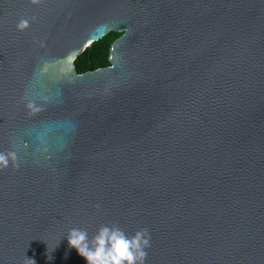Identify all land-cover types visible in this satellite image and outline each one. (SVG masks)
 <instances>
[{
	"label": "water",
	"instance_id": "water-1",
	"mask_svg": "<svg viewBox=\"0 0 264 264\" xmlns=\"http://www.w3.org/2000/svg\"><path fill=\"white\" fill-rule=\"evenodd\" d=\"M0 154V264H85L65 236L104 223L264 264V0H0Z\"/></svg>",
	"mask_w": 264,
	"mask_h": 264
},
{
	"label": "clouds",
	"instance_id": "clouds-1",
	"mask_svg": "<svg viewBox=\"0 0 264 264\" xmlns=\"http://www.w3.org/2000/svg\"><path fill=\"white\" fill-rule=\"evenodd\" d=\"M27 24L21 21L20 27ZM13 155L14 154H9ZM8 164L5 154H0V167ZM70 249H75L85 264H145L150 234L147 228L137 229L129 234L117 223H104L89 235L87 229L73 227L66 234ZM30 264H35L27 258ZM48 259H52L48 256Z\"/></svg>",
	"mask_w": 264,
	"mask_h": 264
},
{
	"label": "trees",
	"instance_id": "trees-1",
	"mask_svg": "<svg viewBox=\"0 0 264 264\" xmlns=\"http://www.w3.org/2000/svg\"><path fill=\"white\" fill-rule=\"evenodd\" d=\"M119 36V33H109L102 40L90 44L74 61L77 73L93 71L108 66L107 55L109 47Z\"/></svg>",
	"mask_w": 264,
	"mask_h": 264
}]
</instances>
